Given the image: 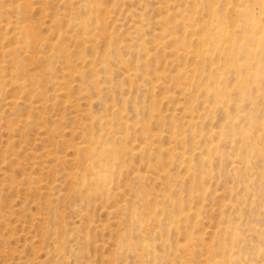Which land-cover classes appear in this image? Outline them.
Returning a JSON list of instances; mask_svg holds the SVG:
<instances>
[{"label":"rangeland","instance_id":"rangeland-1","mask_svg":"<svg viewBox=\"0 0 264 264\" xmlns=\"http://www.w3.org/2000/svg\"><path fill=\"white\" fill-rule=\"evenodd\" d=\"M0 264H264V0H0Z\"/></svg>","mask_w":264,"mask_h":264},{"label":"bare ground","instance_id":"bare-ground-1","mask_svg":"<svg viewBox=\"0 0 264 264\" xmlns=\"http://www.w3.org/2000/svg\"><path fill=\"white\" fill-rule=\"evenodd\" d=\"M109 155V154H108ZM90 165V164H89ZM91 166H92V164H91ZM95 170H93V172H94ZM97 173V172H96ZM98 174V173H97ZM101 179H103L104 180V178H102V177H100Z\"/></svg>","mask_w":264,"mask_h":264}]
</instances>
